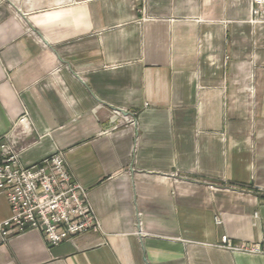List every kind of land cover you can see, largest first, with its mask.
I'll list each match as a JSON object with an SVG mask.
<instances>
[{"label":"crops","instance_id":"crops-1","mask_svg":"<svg viewBox=\"0 0 264 264\" xmlns=\"http://www.w3.org/2000/svg\"><path fill=\"white\" fill-rule=\"evenodd\" d=\"M63 152L100 232L0 264H264V22L247 0H0V137ZM258 212L260 219H254ZM10 217L0 194V222Z\"/></svg>","mask_w":264,"mask_h":264},{"label":"built area","instance_id":"built-area-1","mask_svg":"<svg viewBox=\"0 0 264 264\" xmlns=\"http://www.w3.org/2000/svg\"><path fill=\"white\" fill-rule=\"evenodd\" d=\"M250 19L264 22V0H247ZM32 132L28 113H23L0 137V194L5 196L10 217L0 222L4 236L33 230L42 234L46 244L55 247L87 232H100L88 191L67 170L62 151L31 165H22L20 154L29 146L25 142ZM264 194V188L260 190ZM260 219L259 213H253ZM258 242L231 243L222 236L229 251L264 255V217L261 218Z\"/></svg>","mask_w":264,"mask_h":264}]
</instances>
